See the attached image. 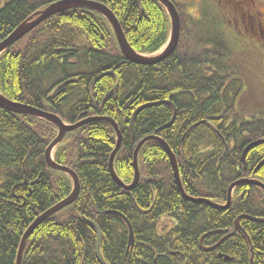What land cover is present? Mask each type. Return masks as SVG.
Segmentation results:
<instances>
[{"label": "trees", "instance_id": "trees-1", "mask_svg": "<svg viewBox=\"0 0 264 264\" xmlns=\"http://www.w3.org/2000/svg\"><path fill=\"white\" fill-rule=\"evenodd\" d=\"M54 1L5 0L0 4V41ZM94 1L111 9L136 51L151 54L166 42L169 20L156 0ZM189 20L197 24L193 16ZM183 53L178 54L177 45L157 65L133 63L122 54L105 18L91 9L71 7L43 20L0 54V93L54 112L70 124L88 115L111 118L122 134L114 169L125 183L133 178L136 143L156 135L175 154L185 192L224 205L228 185L244 174L264 182V166L252 171L264 157V143L248 151L245 166L240 159L247 143L264 138V113L248 119L239 109L242 78L226 63L228 56L208 48ZM69 78L75 82H67ZM232 83L237 89L228 88ZM154 101L163 103L136 113L132 136L134 110ZM173 110L171 126L159 130ZM56 132L37 116L0 106V264H15L27 226L72 189L69 176L45 161L44 150ZM114 144L112 126L100 119L66 133L57 144L54 160L77 173L79 192L28 236L21 264H100L92 222L101 231L99 248L107 264H264L260 187L237 185L227 209L183 199L164 148L150 139L138 154L136 186L124 189L108 169ZM243 213L261 220L241 218L240 228H235L234 219ZM121 214L132 228L130 246ZM161 217H169L173 225L160 223L159 233ZM228 232L217 248L201 249L202 237L208 247Z\"/></svg>", "mask_w": 264, "mask_h": 264}, {"label": "water", "instance_id": "water-1", "mask_svg": "<svg viewBox=\"0 0 264 264\" xmlns=\"http://www.w3.org/2000/svg\"><path fill=\"white\" fill-rule=\"evenodd\" d=\"M158 1H160V3H162L165 6V8L169 14V17H170V37H169L167 46L162 51H160L159 53L152 55V56H148V55H144V54H140V53L136 52L127 42L125 35L121 29V26H120L116 16L114 15V13L104 4L99 3L97 1H92V0H57V1H54V2L47 4L41 10L34 12L30 16H28L25 20H23L21 23H19L5 38H3L0 41V53L3 50H5L7 47H9L12 43L19 40L23 35H25L28 31H30L32 28H34L40 22H42L46 18L50 17L51 15H54L56 13H60V12L65 11L71 7H85V8H91V9L97 10L101 15H103L107 19V21L110 23V25L114 31V34L116 36V39L118 41V44H119V47H120L122 53L125 55V57L128 60H130L131 62L137 63V64H141V65L157 64V63L161 62L163 59H165L167 56H169L175 50L176 45H177V41H178L179 27H180V18H179V15H178L173 3L170 0H158ZM156 103H158V102H149V103L143 104V105L139 106L134 111L133 116H132V121H131L132 133H133V120H134L136 113L140 109L146 108V107L154 105ZM0 106L6 108L8 110H11L13 112L25 113V114L44 117L45 119H47L51 123H53L58 129L57 135L49 143V145L46 147V149L44 151L46 163L52 169H56V170L63 171L65 173H67L72 178L73 185H72L71 192L66 197H64L60 202H58L54 206L48 208L41 215V218H42L41 220L43 221L47 217H49L52 213L60 210L61 208L69 205L70 203H72L75 200V198L79 192V186H80L77 173L67 166L57 164L53 160V158L51 157V150L64 137L66 131L72 130V129L78 127L79 125L88 123V122L95 120V119H98V118L87 117V118H84L81 121H79L73 125H65L63 123V121L59 117H57L56 115H53L50 113H45V112L41 111L40 109L33 107L31 105H28V104H24V103H20V102L10 100L7 97H5L4 95H2L1 93H0ZM100 119H105V120H108L109 122H111V124L113 125V127L117 133L116 145L110 154L109 161H108V169H109V172H110V175H111L113 181L120 187H123L125 189H131V188L136 186V184L139 180L138 167H137L138 150L141 147V145L145 141H147L148 139H155V140L160 141L162 147L165 148V150L167 151V153L169 155L168 158L170 160V164H171L173 176L175 179V183H176L178 190L180 191L181 195L184 197V199H186L188 201H191L194 203L198 202V203L207 204L214 209H227L230 206L231 191L235 185H239L242 183H250V184L260 185L264 189V184H262L261 182H259L256 179H247V180L238 179V180L233 181L230 184V186L228 187L227 202L225 205L216 203V202L211 201L207 198L189 196L185 193V191L183 190V187L181 185L175 155L169 150V147L163 141V139H161L155 135L144 136L143 138H141L138 141V143L135 147L134 153H133V162H132V166H133V169L135 170V173H134V176L132 178V181L129 184H126L116 174V172L113 168V159H114V156H115L116 152L118 151V149L120 147V143H121V133L117 129V126L113 122L112 119L106 118V117L105 118L100 117ZM172 121H173L172 119L169 120V122H167L168 124L160 127L159 130L165 128L169 124L171 125ZM263 142H264V138H261V139L255 140L252 143L250 142L249 144H247L243 150L242 159H244L245 153L247 152L248 149L252 148L253 145L260 144ZM263 162H264V159L262 161H260L258 165H260ZM111 212H115V211H111ZM121 216L123 217L122 214H121ZM240 218H248L251 220H257L256 217H253V216H250L247 214L237 216V218H235V220H234V223H235V226L238 228H239V219ZM41 220L39 221V220L34 219L29 224V226L26 228L24 233L22 234V239L20 240L19 250H18V253L16 255V263L15 264H21L23 249L25 246V240L28 237V235L32 233L34 228L36 226H38L39 223L42 222ZM126 223L128 225V228H129L128 245L130 246L133 243V232H132L131 225L129 224V222L127 220H126ZM91 224L95 228V234H96L95 246H96L97 259L99 260L100 264H106L104 262L102 256H101L100 250H99L101 231L99 230V228L96 224H94L93 222ZM202 238H201V240H202ZM217 244L210 246L209 248H204L203 246H201V248L204 251H207V250H211L212 248L217 247ZM224 258L226 260L229 259L228 256H225Z\"/></svg>", "mask_w": 264, "mask_h": 264}, {"label": "rangeland", "instance_id": "rangeland-1", "mask_svg": "<svg viewBox=\"0 0 264 264\" xmlns=\"http://www.w3.org/2000/svg\"><path fill=\"white\" fill-rule=\"evenodd\" d=\"M4 1L5 0H0V4H2ZM175 1L177 3V10L179 12V17H180V36H179V39H180V37L182 39V41H180L178 44V54L179 55L184 54L183 52H185V54H192L194 51L201 53L202 50L208 48V49L213 50L216 53L222 52L223 53L222 55L228 56L229 60L226 62L228 65H233L234 69H238L237 71L241 70V71L246 73L245 87H244V85H238L240 87L238 102L240 99L243 102V104H239V103L238 104L245 107L244 109L241 110L242 113L244 115L245 114L248 115V119L250 117L249 114L263 115V113H264V43L260 42V41L257 42L255 39L251 38L246 33L237 34L236 36H233L229 33L228 38H226L225 36H219V35L217 36L215 34L216 31L225 30V27H224V24L226 25L225 21L221 17V19L224 23L222 25L205 22V20H203V18L201 16L200 11L198 10L199 6L201 8L203 7L205 9L206 2L213 3L212 0H175ZM197 1L199 2V4L197 3ZM259 3H260V9L264 12V0H259ZM209 10H210V8H208V11ZM57 14H60V13H57ZM212 14H213V12H212ZM54 15H56V14H54ZM207 15H208V13L205 14V16H207ZM52 16L53 15H51L50 17H52ZM189 16H193L197 20L196 25L191 24V22L189 20ZM50 17H48V18H50ZM48 18H46V19H48ZM167 20H168V18H167ZM201 24H204V26L200 27ZM199 28H201L202 30H197ZM233 38L237 39L239 41L238 42L239 48H237L236 44L234 42H232ZM215 42H218V43H215ZM166 43L162 46L161 49H163V47L166 45ZM224 47H226V49ZM228 79L232 80L233 77H229ZM66 81L69 83L75 82V80L71 79V78H69V80H66ZM236 89H237V86H236ZM154 102H158V104L163 103L162 101H154ZM145 103H148V102H145ZM154 105H157V103ZM173 112H174V110H173ZM48 113L56 115L54 112H51L49 110H48ZM40 118L44 119L45 121H47L48 123L53 125V123H51L49 120L45 119L44 117H40ZM174 118H175V112L173 113L171 119L173 120ZM64 137H65V135H64ZM70 139H72V138H70ZM252 142H254V140H252L251 143ZM258 145L259 144H256L253 146L256 147ZM55 148L56 147H54L51 150V157L52 158H54L53 152H54ZM240 159L242 161V155L240 156ZM262 160L260 159L259 161H257V163L255 165L253 164L254 167L252 168V171L255 170L258 172L260 169H262L261 166H264V162L261 163L260 165H258L259 162ZM45 161H46V159H45ZM251 167H252V165L250 166V168ZM243 169L246 170L245 167H243ZM57 171H59V170H57ZM61 172H63V171H61ZM65 174L68 175L67 173H65ZM69 178L71 179V182H73L72 178L70 176H69ZM241 179L247 180V176L244 174L241 177ZM248 179H254V176H252V177L250 176ZM230 184L228 185V187L230 186ZM236 186L237 185H235L231 191V197L234 195V188ZM228 187H227V190H228ZM178 192L180 193L179 190H178ZM194 197H198V196H194ZM196 203L202 204V203H198V202H196ZM240 215H245V214H240ZM240 215H238V216H240ZM160 223H162V224L167 223V225H169V226L173 225V221H171V219L169 217H161L160 219H157V227H159L158 228L159 233H161L162 227H163V225H161ZM234 226H235V223H234ZM36 227L34 229H36ZM235 228H236V226H235ZM229 233L230 232H228L227 234H224L222 236V241L226 237L229 236ZM217 243H214V244H217V246H218L220 244V242H217ZM207 251H212V250H207ZM221 255H223V253H221ZM250 264H252L251 260H250Z\"/></svg>", "mask_w": 264, "mask_h": 264}, {"label": "flooded vegetation", "instance_id": "flooded-vegetation-1", "mask_svg": "<svg viewBox=\"0 0 264 264\" xmlns=\"http://www.w3.org/2000/svg\"><path fill=\"white\" fill-rule=\"evenodd\" d=\"M212 1L214 9L221 14L233 34L246 33L257 42L264 43V12L260 9L259 0Z\"/></svg>", "mask_w": 264, "mask_h": 264}, {"label": "bare ground", "instance_id": "bare-ground-1", "mask_svg": "<svg viewBox=\"0 0 264 264\" xmlns=\"http://www.w3.org/2000/svg\"><path fill=\"white\" fill-rule=\"evenodd\" d=\"M97 13H98V12H97ZM103 18H104V17H103ZM5 50H6V49H5ZM157 104H158V103H157ZM173 113H174V112H173ZM19 114H20V113H19ZM166 124H168V123H165L164 125H166ZM164 125H163V126H164ZM170 126H171V125L169 124V125L166 126L165 128L170 127ZM161 127H162V126H161ZM165 128H164V129H165ZM263 143H264V142H263ZM167 146H168V145H167ZM168 147H169V146H168ZM164 150H165V148H164ZM169 150L171 151L170 148H169ZM165 152H166V155L169 157V155H168V153H167L166 150H165ZM171 152H172V151H171ZM109 157H110V156H109ZM168 159H169V158H168ZM169 163H170V160H169ZM170 167H171V164H170ZM55 170H56V169H55ZM171 170H172V168H171ZM134 173H135V170L133 169V176H134ZM138 176H139V170H138ZM180 194H181V193H180ZM181 196H182V195H181ZM182 198L184 199L183 196H182ZM61 200H62V199H61ZM61 200H60V201H61ZM60 201H59V202H60ZM57 203H58V202H57ZM57 203H56V204H57ZM195 203H196V202H195ZM54 205H55V204H54ZM54 205H53V206H54ZM230 205H231V204H230ZM51 207H52V206H51ZM49 208H50V207H49ZM46 210H47V209H46ZM46 210H45V211H46ZM60 210H61V209H60ZM45 211H43L41 214H39L35 219L40 221V220L42 219V218H41V215H42ZM41 221H42V220H41ZM169 229H170V228H169ZM29 235H30V234H29ZM29 235H28V236H29ZM27 238H28V237H27ZM27 238H26V239H27ZM21 239H22V237H21ZM25 241H26V240H25ZM19 244H20V243H19ZM199 245H200V244H199ZM18 250H19V246H18V249H17V253H18ZM99 250H100V248H99ZM100 254H101V253H100ZM16 255H17V254H16ZM95 255H96V246H95ZM96 258H97V256H96ZM97 260H98V259H97ZM98 261H99V260H98ZM104 262H105V261H104ZM15 263H16V259H15ZM99 263H100V262H99ZM224 263H225V262H224ZM106 264H107V263H106Z\"/></svg>", "mask_w": 264, "mask_h": 264}]
</instances>
